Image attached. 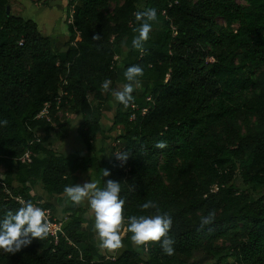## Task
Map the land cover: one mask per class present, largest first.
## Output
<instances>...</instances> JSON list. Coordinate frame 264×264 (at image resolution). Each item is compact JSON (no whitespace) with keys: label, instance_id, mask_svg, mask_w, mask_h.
<instances>
[{"label":"trees","instance_id":"1","mask_svg":"<svg viewBox=\"0 0 264 264\" xmlns=\"http://www.w3.org/2000/svg\"><path fill=\"white\" fill-rule=\"evenodd\" d=\"M8 6L0 0V120L8 121L0 126V215L21 201L53 211L50 197L92 169L101 187L121 183L126 217L154 214L141 211L149 200L171 215L175 254L159 244L137 250L127 232L121 249L102 254L86 207L70 203L57 240L0 252V264H264V0H68L59 52L34 19ZM148 7L158 20L141 53L131 44L133 13ZM133 65L144 68L134 103H118L113 118L130 156L100 160L104 106ZM47 105L53 121L38 117ZM69 109L81 114L90 155L58 152L39 133ZM161 140L164 149L155 147ZM27 150L31 161L20 160ZM213 209L215 222L201 230Z\"/></svg>","mask_w":264,"mask_h":264},{"label":"clouds","instance_id":"2","mask_svg":"<svg viewBox=\"0 0 264 264\" xmlns=\"http://www.w3.org/2000/svg\"><path fill=\"white\" fill-rule=\"evenodd\" d=\"M135 21L139 25L133 29L135 35L131 44L134 50L143 53L146 43L150 40L153 30V23L157 22V9L148 7L133 13ZM95 41L101 40L100 34L92 36ZM144 75V68L139 65L129 66L123 73L126 83L118 89L112 90L114 99L124 109L134 103L133 92L140 84V77ZM112 81L106 79L102 82L101 88L107 92ZM7 120H0V126H7ZM156 148L167 147L165 141L155 144ZM116 159L126 162L130 156L127 151L115 153ZM91 171V170H90ZM103 177L110 175L107 169H102ZM121 183L111 179L104 182L101 187L95 180L85 182L83 185H66L64 195L73 206H82L85 202L93 217V233L96 239V246L103 254L113 253L123 247L122 228L130 233V241L137 250H145L159 244L164 254L172 256L175 254L173 247L175 241L169 233L173 226V219L168 213H161L157 204L151 200L143 203L140 208L144 212L156 209L154 214H141L125 216V199L121 198ZM21 206L14 210L4 211L0 215V252L15 254L25 246L30 245L33 240L44 241L52 233V225L48 222L45 209L37 206L31 201H21ZM216 220L215 210L200 218V229L210 226Z\"/></svg>","mask_w":264,"mask_h":264},{"label":"rangeland","instance_id":"3","mask_svg":"<svg viewBox=\"0 0 264 264\" xmlns=\"http://www.w3.org/2000/svg\"><path fill=\"white\" fill-rule=\"evenodd\" d=\"M44 1H47V4H43ZM239 1L242 2V0ZM67 4L68 0H11V11L24 18L34 19L38 23L40 31L51 38L54 52H59L66 50ZM114 5L115 3H112V8ZM121 85V83L115 84L114 90L118 89ZM117 105L118 102L112 97L104 106L102 117L103 132L98 135L96 141V154L100 160L113 159L115 153L120 152L124 147V141L118 139L123 128L121 126L113 128V118ZM58 117L60 118L59 123H53L48 130H39L41 136L46 137V144L63 154H70L77 151L85 155H90L85 148L82 138L78 134V123L82 118L81 114L73 109L67 111L60 110ZM65 132H67L66 135L63 134ZM90 170L80 171L78 173L79 181L77 184L83 185L85 182L94 180L92 169ZM0 172H3V169H0ZM35 192L43 193L40 187H36ZM50 200L55 206V209L52 211L54 216L61 220L65 219L68 215L64 211L65 206L71 202L64 194L62 196H54V198L50 197ZM83 206L87 209L85 216L93 220L87 202ZM125 232L123 230L121 234L124 235ZM105 253L108 255L111 254L108 252Z\"/></svg>","mask_w":264,"mask_h":264},{"label":"built area","instance_id":"4","mask_svg":"<svg viewBox=\"0 0 264 264\" xmlns=\"http://www.w3.org/2000/svg\"><path fill=\"white\" fill-rule=\"evenodd\" d=\"M48 105L45 107L44 110H42L38 117H42V118H46L48 121H53L52 117L49 113V109H48ZM31 156H32V151L31 150H27L21 157L20 160L22 161H31ZM43 209L46 210L47 212V219L48 222L52 225V233L51 235L56 237V240L58 238V232L61 230V226H62V220L58 219L57 217L54 216V214L52 213V210L50 208H46L41 206L40 204L37 205ZM62 231V230H61Z\"/></svg>","mask_w":264,"mask_h":264},{"label":"water","instance_id":"5","mask_svg":"<svg viewBox=\"0 0 264 264\" xmlns=\"http://www.w3.org/2000/svg\"><path fill=\"white\" fill-rule=\"evenodd\" d=\"M11 12V6H8V13H10ZM62 233V231L60 230L59 232H58V235H60Z\"/></svg>","mask_w":264,"mask_h":264},{"label":"crops","instance_id":"6","mask_svg":"<svg viewBox=\"0 0 264 264\" xmlns=\"http://www.w3.org/2000/svg\"><path fill=\"white\" fill-rule=\"evenodd\" d=\"M88 171V170H87ZM62 196V195H61ZM51 198H54V196H51Z\"/></svg>","mask_w":264,"mask_h":264}]
</instances>
